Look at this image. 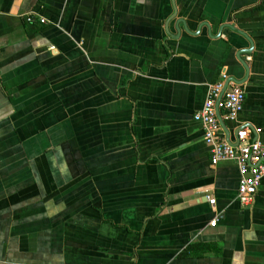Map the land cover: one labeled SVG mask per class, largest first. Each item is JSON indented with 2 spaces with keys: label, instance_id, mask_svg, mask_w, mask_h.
<instances>
[{
  "label": "crops",
  "instance_id": "crops-1",
  "mask_svg": "<svg viewBox=\"0 0 264 264\" xmlns=\"http://www.w3.org/2000/svg\"><path fill=\"white\" fill-rule=\"evenodd\" d=\"M230 80L264 145V0H0V264H264L193 121Z\"/></svg>",
  "mask_w": 264,
  "mask_h": 264
},
{
  "label": "built area",
  "instance_id": "built-area-1",
  "mask_svg": "<svg viewBox=\"0 0 264 264\" xmlns=\"http://www.w3.org/2000/svg\"><path fill=\"white\" fill-rule=\"evenodd\" d=\"M224 82L209 86L204 104L201 110L194 114L193 121L202 128L203 143L209 147L210 163L215 165L220 161H229L237 166L238 203L242 208H247L252 204L264 178V145L251 140L247 128L237 131L235 145L223 137L220 121L234 122L243 108L245 99L241 85L231 81ZM209 203L214 205L213 200Z\"/></svg>",
  "mask_w": 264,
  "mask_h": 264
},
{
  "label": "trees",
  "instance_id": "trees-1",
  "mask_svg": "<svg viewBox=\"0 0 264 264\" xmlns=\"http://www.w3.org/2000/svg\"><path fill=\"white\" fill-rule=\"evenodd\" d=\"M213 250L214 251L216 250V245H210V244L209 245H192V246H189L181 256L183 257L191 256L194 258H200L204 254L209 253L210 251H213Z\"/></svg>",
  "mask_w": 264,
  "mask_h": 264
},
{
  "label": "water",
  "instance_id": "water-1",
  "mask_svg": "<svg viewBox=\"0 0 264 264\" xmlns=\"http://www.w3.org/2000/svg\"><path fill=\"white\" fill-rule=\"evenodd\" d=\"M230 81H231V80H230ZM231 82H233V83H236V84H239V85H240V83H239V82H236L235 80H232ZM226 87H227V84H226V86H225L224 90L226 89ZM224 90H223V91H224ZM218 115H219V113H218ZM220 124H221V126H222V124H223V123L220 121Z\"/></svg>",
  "mask_w": 264,
  "mask_h": 264
}]
</instances>
